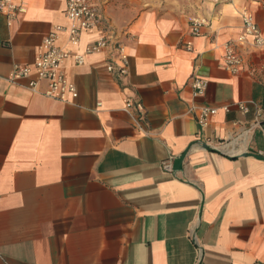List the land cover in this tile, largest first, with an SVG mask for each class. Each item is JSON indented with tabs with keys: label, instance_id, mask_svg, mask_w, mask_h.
Listing matches in <instances>:
<instances>
[{
	"label": "crops",
	"instance_id": "crops-1",
	"mask_svg": "<svg viewBox=\"0 0 264 264\" xmlns=\"http://www.w3.org/2000/svg\"><path fill=\"white\" fill-rule=\"evenodd\" d=\"M179 2L101 1L74 51L125 30L129 71L108 70L113 49L71 57L68 102L9 79L69 25L66 0L0 12V264H264V53L242 47L237 74L221 66L245 10L264 33V0ZM192 16L207 21L200 36ZM194 75L208 80L198 98ZM194 103L218 109L209 126Z\"/></svg>",
	"mask_w": 264,
	"mask_h": 264
},
{
	"label": "built area",
	"instance_id": "built-area-1",
	"mask_svg": "<svg viewBox=\"0 0 264 264\" xmlns=\"http://www.w3.org/2000/svg\"><path fill=\"white\" fill-rule=\"evenodd\" d=\"M20 11L16 0H0V12L13 18ZM66 16L69 25H57L43 40L40 50L32 65L16 64L9 79L15 82L19 79L32 78L29 87L35 89L40 81L46 83L44 94L50 98L68 102L78 96V88L71 80L67 71V61L73 58L74 66H82L86 62V55L106 52L109 49L116 51L108 70L116 71L120 75H127L129 71V55L124 42L113 34H103L90 43L85 54L76 53L75 47L81 43L82 35L86 31L96 29L102 23V13L93 0H66ZM243 31L234 40L228 41L224 46V55L221 66L233 74L240 72L244 57L242 47L250 48L256 52L264 53V33L255 21L254 14L245 10L242 13ZM191 34L200 36L207 25L205 18L192 16L189 19ZM66 34V43L61 44V35ZM188 47L191 42H188ZM118 62V63H117ZM208 80L198 75L191 79L193 97L204 95ZM242 111L248 108L244 103H239ZM125 109L141 110V104L133 99L125 100ZM228 110V107H225ZM218 109L204 104L194 103L188 110L193 115L201 128L209 126L211 119L217 114ZM261 112V111H260ZM170 169V163H164Z\"/></svg>",
	"mask_w": 264,
	"mask_h": 264
},
{
	"label": "rangeland",
	"instance_id": "rangeland-1",
	"mask_svg": "<svg viewBox=\"0 0 264 264\" xmlns=\"http://www.w3.org/2000/svg\"><path fill=\"white\" fill-rule=\"evenodd\" d=\"M97 0H93V2L98 6V8L100 9V11H101V13L103 12V6H102V3H101V1L103 2V3H106V2H108L109 0H99L98 2H99V4L96 2ZM155 1V3H161V4H165V5H167V6H171V5H177V4H179V3H182V2H179V1H181V0H154ZM109 30L112 32V31H114V34H115V36H117L118 38L120 37V35H124V33H125V30L124 31H121V32H117V31H115V30H113V28L111 27V28H109ZM119 35V36H118Z\"/></svg>",
	"mask_w": 264,
	"mask_h": 264
}]
</instances>
